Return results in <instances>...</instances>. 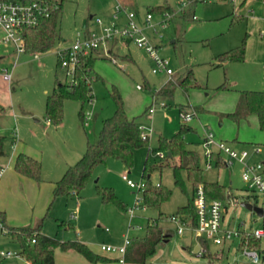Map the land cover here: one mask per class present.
<instances>
[{
  "label": "rangeland",
  "instance_id": "rangeland-1",
  "mask_svg": "<svg viewBox=\"0 0 264 264\" xmlns=\"http://www.w3.org/2000/svg\"><path fill=\"white\" fill-rule=\"evenodd\" d=\"M119 1L129 6L142 27L151 10L170 6L176 13L162 28V16L152 12L155 29H145L159 56L173 72L167 84L175 86L173 95H156L169 77L153 72L154 63L145 51L134 43L127 47L123 41L110 42L107 47L114 50L111 59L94 54L92 100L83 103L66 99L63 124L49 123L48 96L58 91L59 85L72 82L71 75L61 66L57 51L71 47L79 34L99 33L98 18L109 25ZM182 2L187 0H65L59 24L61 38L49 52L22 53L17 57L14 49L0 47V135L5 137L0 166L7 168L0 180V211L5 212V223L0 219L4 225L0 229V251H22L20 242L9 235L6 225L22 228L42 223L45 235L59 234L60 239L65 235L69 236L68 240L83 238L84 242L92 243L90 247L95 253L111 257L115 254L102 251L103 245L122 247L126 238L136 243L146 237L151 224L169 232L170 237L168 242L157 246L145 264H253L238 238L222 246L209 241L207 257L194 253L200 238L190 232L178 234V224L169 219L189 202L188 196L175 185L171 168L175 160L170 159L168 165L169 160L159 159L155 154L162 150L168 155V151L160 148L159 140H170L185 124L181 108L196 113L186 124L191 129L185 132L184 139L189 149L198 153L204 179L218 182L232 194L225 203L224 225L236 230L245 223L248 232L261 228L262 218L242 204L247 201L264 209V196L248 188L238 163L224 169L214 164L208 170L201 138L205 127L210 128L217 139H223L237 151H248L251 156L247 162L264 163V131L257 117L252 115L240 125L231 118H221V114L235 110L240 91H264V4L261 0L197 2L184 15L180 14ZM118 23L126 24L124 15ZM242 48L245 49L243 61L229 60L231 54ZM6 73L11 75L10 82L3 78ZM189 74L197 87L186 93L178 83ZM114 90L121 95L128 117L144 127L149 145L134 150L131 167L116 159L97 166L79 198H54L52 183L81 159L88 141L99 140L104 121L114 115L117 109ZM162 102L165 107L159 105ZM152 104L156 110L150 114ZM257 149L259 153L254 152ZM21 153L42 164L40 181L23 177L15 170V160ZM146 166L152 173L149 178L143 177ZM124 175L135 183L162 184L172 191L170 200L161 207H146L142 203L135 208L143 191L131 188ZM183 178L192 197L193 186L185 173ZM106 188L124 202L125 211L115 203L102 202L99 191ZM60 221L73 224L75 229H61ZM255 249L261 252V264H264V239ZM0 260L4 264H26L21 256ZM111 264L120 263L112 260Z\"/></svg>",
  "mask_w": 264,
  "mask_h": 264
},
{
  "label": "trees",
  "instance_id": "trees-1",
  "mask_svg": "<svg viewBox=\"0 0 264 264\" xmlns=\"http://www.w3.org/2000/svg\"><path fill=\"white\" fill-rule=\"evenodd\" d=\"M263 1V0H261ZM60 8L52 14L48 19L42 20L36 27L27 29L24 36L26 42V53L43 54L49 52L55 43L61 38L59 32V24L62 16L63 5L65 0H59ZM159 14L174 11L170 6H161L155 10ZM186 15V12L183 13ZM245 59V49L229 56V60L243 61ZM94 69V53L90 56L81 57L78 68L76 69L74 81L68 85H59L58 91L49 95L46 101V118L55 125H60L64 119V101L66 99L80 100L83 103L90 101L92 95L91 72ZM194 78L191 74L179 81L178 85L183 87L188 93L189 89L197 87L193 83ZM222 88L227 89L225 85ZM175 86L167 85L156 92L158 97L172 96ZM117 109L114 115L107 118L103 123L99 140L96 143L88 141L87 148L81 159L73 166H70L61 179L54 184L53 197H76L79 198L81 191L91 180L94 170L97 166L105 164L110 159H116L127 167L133 165V153L135 149L148 146L150 140L143 139L141 129L135 119H131L125 112L124 102L117 90H114ZM184 108H181V113ZM255 115L261 130L264 131V91H240L239 100L233 112L221 114V118H231L236 124L240 125L242 121L247 120L250 116ZM83 118V113H81ZM191 128L182 125L180 130L169 140L161 138L159 146L161 149L168 151L166 160H175L171 165L174 173L175 185L180 188L189 198L186 206L178 209L176 215L180 218H190L192 224H197V213L195 207V193L199 186L203 185L206 194L212 199L226 201L232 196L224 186L218 182H209L204 179L203 169L200 166L199 155L195 150L189 149L184 139V134ZM5 137L0 135V157L4 155ZM162 150L158 151L161 152ZM220 168L221 166L218 165ZM15 170L22 176L36 181L41 180L42 164L32 156L21 153L15 160ZM151 172L147 166L144 169L143 177H148ZM186 174L188 181L193 186V195L189 196L186 189L183 174ZM172 191L165 188L162 184L159 186L148 185L143 192V204L146 207H161L170 200ZM99 196L104 203H115L120 209L126 210V206L117 195L110 189H102ZM163 216V215H162ZM186 216V217H185ZM164 217V216H163ZM170 217L169 219H172ZM0 219L5 223V217L0 214ZM59 225L63 230L74 229L71 224L60 221ZM9 235L18 240L21 244L22 251L20 254L26 261L32 264H55V250L60 249L63 252L74 251L82 255L88 262L97 264L110 261L109 258L95 253L87 244L79 240L61 241L56 237L45 235L42 232V223L34 226L26 227H9L7 226ZM170 237L169 232H164L157 225H148L146 237L133 243L131 241L127 248L125 260L128 262L143 264L148 257L156 252L157 246ZM35 240V242H33ZM199 243L205 248L206 252L203 257L208 254V242L200 238ZM259 241H252L251 247L255 248ZM218 256V255H217ZM216 256V257H217ZM213 258V257H212ZM218 258L221 259L219 255ZM0 259H3L0 257ZM0 264H4L0 260Z\"/></svg>",
  "mask_w": 264,
  "mask_h": 264
},
{
  "label": "built area",
  "instance_id": "built-area-1",
  "mask_svg": "<svg viewBox=\"0 0 264 264\" xmlns=\"http://www.w3.org/2000/svg\"><path fill=\"white\" fill-rule=\"evenodd\" d=\"M207 1L235 3L237 0H187V3L182 2L181 4L180 14L186 12L189 6L197 2ZM262 2L264 3V0ZM59 8V0H0V47L14 49L17 57L22 53H26L24 36L26 30L36 27L42 20L50 18ZM123 15L126 18V24H119L118 21ZM175 15V12H164L161 14L163 18L161 22L162 28L167 26ZM152 19V13L149 12L145 20V26H140L136 21V14L119 1L109 25H105L103 20L98 18L96 23L100 28L99 33L79 34L77 41L71 47L57 51L61 66L67 70L68 76L71 75V81L77 83L74 80V75L81 57L90 56L98 50L106 48L110 42L121 40L134 43L137 48L145 51L154 63L155 68L153 72L155 74L163 73L168 76L169 79L165 84H169L173 72L168 69L167 62L159 56L157 46L153 45L145 34V29H155V26L151 23ZM193 19L196 20L195 15H193ZM3 78L7 82L11 81V75L8 73L4 74ZM159 105L161 107L166 106L164 102ZM155 110L156 107L152 104L149 108V113L153 114ZM181 114L185 124H189L197 116L196 113L186 110H183ZM88 116L89 114H87L86 119ZM140 129L142 131V138L150 140L144 127L140 126ZM202 146L208 170L213 169L214 164L216 167L220 165V168H230L235 163H238L242 166V180L247 184L248 188L264 196V163L251 164L247 162V159L251 156L248 151H237L228 142L217 139L215 134L207 127L204 130ZM254 152L259 153L260 149ZM155 155L159 159H166V155L163 152H156ZM6 171V167L0 166V180ZM123 179L131 188L142 190L143 192L148 187L145 181L135 183L129 180L127 175H124ZM226 201L210 198L206 194L203 185L199 186L195 193L197 224L194 226L188 218L174 216L172 220L178 224L177 233L183 235L186 232H190L196 235L198 240L202 238L207 242L211 241L216 246H222L224 243L238 238L241 243L240 247L245 251L251 262L253 264H261L263 257L261 252L252 248L250 244L254 240L262 241L264 239V216L262 217L263 225L261 228L253 232H248L245 229V223H242L236 230L231 229L224 225ZM142 203L143 197L137 198L135 208H139ZM130 211L134 213V209ZM3 228L4 225L0 222V229ZM130 243L131 240L126 238L125 244L122 247L103 245L101 249L104 252L119 255V261L125 263L127 248ZM199 246V253L203 255L206 250L201 244ZM14 256L23 257L20 253L0 251V257L3 259ZM26 264L32 263L26 261Z\"/></svg>",
  "mask_w": 264,
  "mask_h": 264
},
{
  "label": "crops",
  "instance_id": "crops-1",
  "mask_svg": "<svg viewBox=\"0 0 264 264\" xmlns=\"http://www.w3.org/2000/svg\"><path fill=\"white\" fill-rule=\"evenodd\" d=\"M122 1H126V0H122ZM127 3H128V1H127ZM263 3V2H262ZM264 4V3H263ZM129 7V6H128ZM161 15V14H160ZM86 27H87V25H86ZM121 40H118V41H113V43H115V42H120ZM125 44H126V46L128 47L129 46V42H126V41H123ZM108 46V45H107ZM103 52L102 54H100V52ZM98 53V55H100L101 57H105V58H110L111 59V57H113L114 56V50H113V47L112 46H109V47H106V48H102V49H100V50H98L97 52H95L94 54H97ZM109 55V56H108ZM126 58H128V57H126ZM164 86H167L166 84L164 85ZM163 86V87H164ZM151 106V105H150ZM150 108V107H149ZM48 122L50 123V121L48 120ZM258 122V121H257ZM63 124V122L60 124V125H58V126H61ZM203 140V136H202V138H201V141ZM219 140H221V138H219ZM223 140V139H222ZM224 141V140H223ZM193 150V149H192ZM84 154V153H83ZM83 156V155H82ZM81 156V157H82ZM70 167V166H69ZM68 167V168H69ZM67 168V169H68ZM66 169V170H67ZM220 169H224V168H220ZM65 170V171H66ZM65 171H64V173H65ZM63 173V174H64ZM152 173H150L149 174V176H148V178L150 177V175H151ZM63 176V175H62ZM61 176V177H62ZM24 177V176H23ZM61 177L59 178V179H61ZM59 179H57L56 181H54L52 184H53V188H54V184H55V182H57ZM231 185H232V183H231ZM230 192V191H229ZM230 194H231V192H230ZM232 195V194H231ZM246 203H249V202H247L246 201ZM251 204V203H250ZM253 204V203H252ZM254 206H257V205H255V204H253ZM258 207V206H257ZM262 215H260V214H258L261 218L264 216V209L262 208ZM253 211V210H252ZM253 212H255V211H253ZM0 214L1 215H3L4 217H5V212L4 211H0ZM263 221V220H262ZM72 226H73V228L75 229V226L73 225V224H71ZM108 230V229H107ZM59 237V240H61V241H66V240H68V238H69V236L67 237V236H65V235H62V237H61V239H60V236H59V234H57V237L56 238H58ZM81 237H82V235H81ZM82 239V240H81ZM81 239H79V238H77V240H79V241H81V242H83V243H85V244H87L89 247L91 246V242L90 241H88V240H86L85 242L83 241V240H85V239H83V238H81ZM162 242H168V239H164ZM200 243H199V241L197 242V244L195 245V248H196V246L197 245H199ZM91 248V247H90ZM190 248V247H189ZM188 248V249H189ZM194 248V249H195ZM92 249V248H91ZM199 253V252H198ZM99 254V253H98ZM101 255V254H100ZM102 256H105V257H107V258H109L110 259V261H108V262H104V263H97V264H111V262H112V260H114V261H118L120 264H138V263H133V262H128V261H125V263H121L120 261H119V258H120V256L119 255H117V254H115L114 256H107V255H104V254H102ZM146 263V262H145ZM145 263H143V264H145ZM55 264H93V263H90V262H88L82 255H80L79 253H77V252H74V251H69V252H63V251H61L60 249H56L55 250Z\"/></svg>",
  "mask_w": 264,
  "mask_h": 264
},
{
  "label": "water",
  "instance_id": "water-1",
  "mask_svg": "<svg viewBox=\"0 0 264 264\" xmlns=\"http://www.w3.org/2000/svg\"><path fill=\"white\" fill-rule=\"evenodd\" d=\"M86 23L87 22H85L83 25L84 28H86ZM242 205L245 206L249 210L255 211L257 214L262 215V211H263L262 208L254 206L253 204H250V203H243ZM199 249H200V246L197 245L196 248L194 249V253L198 254Z\"/></svg>",
  "mask_w": 264,
  "mask_h": 264
}]
</instances>
